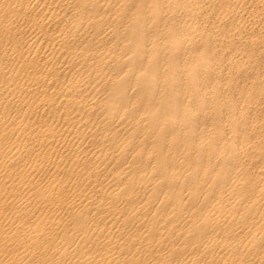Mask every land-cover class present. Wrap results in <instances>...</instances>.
<instances>
[{
	"label": "bare ground",
	"instance_id": "bare-ground-1",
	"mask_svg": "<svg viewBox=\"0 0 264 264\" xmlns=\"http://www.w3.org/2000/svg\"><path fill=\"white\" fill-rule=\"evenodd\" d=\"M0 264H264V0H0Z\"/></svg>",
	"mask_w": 264,
	"mask_h": 264
}]
</instances>
